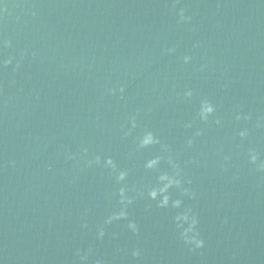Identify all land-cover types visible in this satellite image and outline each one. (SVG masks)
<instances>
[{"label":"water","instance_id":"obj_1","mask_svg":"<svg viewBox=\"0 0 264 264\" xmlns=\"http://www.w3.org/2000/svg\"><path fill=\"white\" fill-rule=\"evenodd\" d=\"M262 166L264 0H0V264H264Z\"/></svg>","mask_w":264,"mask_h":264},{"label":"clouds","instance_id":"obj_2","mask_svg":"<svg viewBox=\"0 0 264 264\" xmlns=\"http://www.w3.org/2000/svg\"><path fill=\"white\" fill-rule=\"evenodd\" d=\"M184 11H185L184 9H181V10H180V16H181V19H182V20H185V19L190 20L191 17H185V16H184ZM184 59H185V61H187V60L189 59V57L186 56ZM6 63H10V61H6ZM120 91H121V92L124 91L123 87H121ZM188 95H191V93L189 92ZM205 105H207V109H206V111H205V108H204ZM204 106H203V109H202V113H201V114H202V116H203L204 119H207V114L212 113V112L214 111V108H213V106H212L209 102H207V101L204 102ZM217 122H219V121H217ZM243 134H244V133H241V135H243ZM148 136L151 138V140H150L151 143H158V140H156V139L154 138V136H153L152 133L149 132V133H148ZM147 143H148V141H144V140H142V141H141V146H146ZM189 144H191V141H189ZM85 151H86V150H85ZM99 159H100L99 157L96 158L97 162H99ZM253 159H255V157H254ZM157 162H158L157 160L150 161V162L148 163L147 167L151 168V167H153V165H156ZM107 164L110 165V166H112L113 168H115V164H114V162L112 161L111 158H109V159L107 160ZM262 167H264V166H262ZM125 176H126V173H125V172H120V174H119V176H118V180H124V179H125ZM160 180H161V181H167V183L164 184V186H163L162 188L158 189V190H157V189L152 190V191L150 192V196H151L152 198H156L157 195H158V192H159V193H165V192L167 191V189H168L169 187H171L172 185L175 184V185L178 186V185L180 184V181H179V180L174 179V178H171V177H169V176L166 175V174H165V175H161V176H160ZM185 191H187V190H185ZM124 192H125V189L121 188V189H120L121 203H124L125 201H127V203H131V202H132L131 199H128L127 197H125V196H124ZM168 202H169V196H168V195H164L163 200L161 201V206H166V205L168 204ZM180 203H181V202H180L179 200H176V201L174 202V206H177V207H178V206L180 205ZM126 217H127V212H126L125 210H121L119 213H117V214H115L113 217H111V218L109 219V222H111V219H119V218H126ZM178 218H179V217H177V219H178ZM196 223H197V221H196L195 219H193L192 226L189 227L188 229H186V230H185V233H183L182 235L184 236V238H185V242H186V243H194V244H195V247L200 248V247H203V246H204V241H203L202 239H199V238H198L199 233H196V235H194V236L191 237V238H188L187 235H186L187 232H189V231H193V229H194ZM129 227H130L131 229H133L134 232H137V233H138L139 229L137 228L135 222H130V223H129ZM103 234H104V233H103V230H101L100 235L103 236ZM133 255H134V256H139L140 253H139V251H136V252L133 253Z\"/></svg>","mask_w":264,"mask_h":264}]
</instances>
